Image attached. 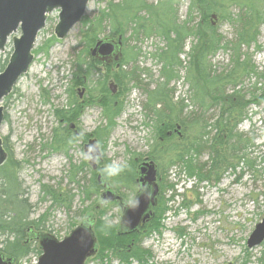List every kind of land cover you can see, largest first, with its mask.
Here are the masks:
<instances>
[{
    "label": "rangeland",
    "instance_id": "obj_1",
    "mask_svg": "<svg viewBox=\"0 0 264 264\" xmlns=\"http://www.w3.org/2000/svg\"><path fill=\"white\" fill-rule=\"evenodd\" d=\"M131 1L135 0H128L127 3L130 5ZM139 1L133 10L142 3V0ZM143 1L147 5H156L161 0ZM115 4H123V0L91 1L83 20L99 19L102 13L109 14ZM190 4L191 0L179 2L176 7L178 22L187 19ZM259 8L261 11L264 10V0H259ZM121 13L120 9L111 13L108 30L100 35V39L110 33L109 36L117 40L121 36L119 34H122L128 39L126 45L129 48L137 47L141 50L142 55L138 65L150 69L154 79H157L161 65L150 55L156 50L165 49L166 41L159 35L129 40L133 29L130 28L131 26H125L126 22ZM233 13H237L236 8L233 9ZM144 14L142 12L139 16ZM58 16L59 11L49 15L32 52L34 61L29 72L18 81L11 95L0 105L5 114L1 127V140L8 148V152L4 149L8 158L0 167L3 168L0 172L11 171L10 163L17 164L15 176L20 183L19 196L27 202L29 221H39L40 225L39 230L34 226L30 234L51 235L61 241L82 221L88 217L96 219L97 214H107L106 223L116 225L115 231H117L121 210L118 204L101 207L103 193L101 188L98 195L88 201L84 200L81 189V186H90L92 179L97 186V175L94 173L93 176L91 167L85 161L83 148L87 141L93 138L90 135L98 127L106 124L98 102L101 96L92 95L96 100L95 105L85 107L80 122L76 124L83 136H90L88 140L81 143L74 142L67 155L53 152L51 149L54 131L58 130L62 133L63 130V125L59 123L55 112L67 108L70 101L78 102L76 88L79 86L74 88L73 97L68 96V90L71 89L74 79L70 61L79 51L83 29L82 20L65 39H58L54 31L59 21ZM198 21L199 17L196 15L195 22ZM208 22L213 24L217 34L224 39V43H229L227 49H221L214 56L209 57L215 74L226 75L236 67V51L233 47L238 37L237 29L216 13L212 14ZM254 35L257 36V41L250 46H242L239 50L241 61L244 60V63H248L251 67L250 72L240 78L241 81L236 88H227L229 96L233 95L234 90H239L244 102L251 101L245 107L248 118L236 127V131L244 134L245 139L248 140L246 146L244 141L237 144L238 156L243 155L245 159L237 164L236 161L234 163L236 168L224 172L217 183L198 182L195 178L190 181L185 174L179 175L177 168H168L167 158L171 154L163 156L161 147L178 145L181 143L180 140L173 136L174 139L166 141V143L170 142L164 143L165 145L155 142L156 137L152 127L144 124L145 119L141 112L144 98L140 91L131 90L117 98L123 111L116 119V127L104 144L98 141L101 152V161L98 164L103 179L114 191L131 198L137 191V187H134L135 183L134 185L128 183L130 187L132 186L133 192H129L128 189L121 190L115 183L117 178L114 172L110 174L109 166L121 170L125 167L131 168L136 174L137 162L146 158L153 161L156 159L155 162L160 168L159 184L166 179L168 184L177 185L175 186L177 194L184 195L168 204L171 210L165 216L161 233L153 234L143 240V249L148 250L151 256L147 264H264V242L253 249L247 247V241L256 225L264 219V22L258 31H254ZM16 36L19 37L20 32ZM196 43V40L189 38L185 44L184 55L180 57L186 70L180 71L182 80L173 84L176 88L177 101L186 98L191 87L183 78L191 68V47ZM12 51L13 44L10 39L5 50L0 52V66L9 61ZM241 63L238 70L243 67ZM4 69L0 68V73ZM95 70L100 76L109 79L114 73L97 64ZM189 74L191 82V72ZM89 87L93 88L92 85ZM118 91L116 90V95ZM193 95L194 91L191 90V104L186 101L191 108H194L195 103ZM237 99L240 100V96ZM227 105L230 104L226 102L224 107ZM214 109L210 115L217 117L220 112ZM191 133L193 132L184 134V138L191 140ZM210 160L208 154H202L199 163H209ZM74 167L82 169L75 179L80 181V188L76 182L70 181V172ZM128 180L129 178L125 182ZM1 183L0 177V187ZM52 192L60 195L59 203H54L52 200V196L49 195ZM171 194L168 193L166 198ZM68 199L72 203L69 211L65 208ZM15 217L17 215L14 213L10 214L11 219H16ZM15 239L16 234L11 228L4 232L0 231V248L5 241ZM27 239L25 235L21 241L27 242ZM27 244L32 250L39 249V242L36 240H31ZM39 257L40 255L32 253L27 258L16 260L15 264H37ZM86 264L125 263L115 258L107 263L100 262L95 256ZM131 264L139 263L133 261Z\"/></svg>",
    "mask_w": 264,
    "mask_h": 264
},
{
    "label": "trees",
    "instance_id": "obj_2",
    "mask_svg": "<svg viewBox=\"0 0 264 264\" xmlns=\"http://www.w3.org/2000/svg\"><path fill=\"white\" fill-rule=\"evenodd\" d=\"M127 1L123 0V4H115L114 9L109 14L102 13L99 19L83 20L79 51L73 55L70 61L74 79L71 89L68 90V96L73 97L74 88L82 86L84 80L87 81V87L93 86V88L89 87L90 95L101 96L99 107L102 108V118L106 124L103 127H98L90 136L104 144L116 127V119L123 111V107L121 103L117 102V98L126 95L131 90L140 91L144 98L141 103V112L145 119L144 124L152 127L157 144L161 145V140L168 141L166 133L175 129L176 125L181 127V143L174 144L171 148V155L167 158L168 168H177L179 175L185 174L189 179L195 178L198 182L214 181L217 183L224 172L230 169L234 170L236 164L245 159L243 155L238 156L237 144L244 141V146H246L248 140L245 139L244 134H239L236 131V127L248 118L245 107L251 101L244 102L239 90H234L233 95L229 96L227 88H236L241 81L240 78L251 70L248 63H244V60L241 61L239 50L242 46H250L251 43L257 41L254 31H258L264 22V10H260L259 0H191L187 19L184 22H178L176 7L181 0H161L156 5H147L142 0L136 10H133V7L140 1H131L130 5ZM234 8L237 9V13H233ZM119 9L125 19V26H131L130 28L133 29L129 40L159 35L166 41V48L156 50L150 55L153 60L161 65L159 76L154 79L150 69L141 68L138 65L142 55L141 50L137 47L129 48L126 45L128 39L119 34L123 42V59L120 68L112 73L111 79L119 90L117 95L112 96L108 88L110 79L96 73V64L91 60L90 50L100 40V35L108 30L107 25L110 23L111 13ZM142 12L145 13L144 16H139ZM213 13L220 15L222 20L231 24L238 32L237 41L233 47V50L236 51V67L226 75H216L209 60V57L214 56L221 49H227L229 45L228 42L224 43V39L217 34L213 24L208 22ZM196 15L199 17L198 22H195ZM109 35L103 39L111 38L112 36ZM189 38L197 41L191 47V68L183 78L191 87L187 99L183 98L177 101L175 100L176 88L173 84L182 80L180 71L186 70L180 57L184 55L185 44ZM7 63L8 61L0 68L3 70ZM240 63L243 67L238 70ZM107 70L110 71V69ZM94 78L96 79L94 80ZM191 90L194 91V108L186 104V101L191 104ZM238 96H240V100L237 99ZM91 97L93 98V96ZM226 102L230 105L224 107ZM211 108L213 110H215L214 108L218 109L220 114L217 117L213 115L207 117V112ZM82 113L83 110L74 100L68 102L67 108L56 111L55 116L61 125L78 124ZM192 128L196 129L193 143L184 138L188 132H191ZM90 136H83L82 142L87 141ZM189 136L188 134L187 137ZM75 141L76 139L71 136L68 128L63 127L62 133H59L58 130L54 131L51 149L53 152L68 154ZM3 147L8 152V148L4 144ZM208 150L210 162L199 163L203 152ZM235 162L236 164H234ZM17 168V164L10 163L9 169L11 171L0 172L2 179L0 187V231L4 232L11 228L16 234L14 241L7 240L2 243L0 251L4 257L20 261L32 253L41 255V252L39 249H30L29 244L21 241L25 235L27 238L34 226L39 230L40 225L39 221H29L28 219L27 202L19 196L20 183L15 176ZM115 169L116 171L113 172L117 178L115 180L116 185L120 189L124 187L128 190L132 189L128 183L134 185L135 171L133 172L131 168L127 167H125L126 171L120 168ZM70 174V181L76 182L79 186L80 181L75 180L78 178V172H74L73 169ZM92 174L95 176L93 172ZM128 178V182H125ZM175 186L176 184H168L166 179L163 180L160 184V194L153 210V217L138 234L118 235V226L117 231H115L116 225L106 223L104 213L95 215L96 219L86 218L85 220H95L93 231L96 239H98L97 260L107 263L115 258L125 264H131L133 261H137L139 264H147L151 256L148 250L143 249L142 242L153 234L161 233L165 216L171 210L168 204L173 202L177 196H184L177 194ZM81 189L85 201L91 200L93 196H97L99 193L94 179L91 180L90 186H81ZM170 192L172 193L171 196L166 198ZM49 195L52 196L54 203L60 202L58 199L60 195L53 192ZM65 208L68 211L72 208L70 199H68ZM85 210L87 211V209ZM11 213L17 215L16 219L10 218ZM6 219L9 220L6 221Z\"/></svg>",
    "mask_w": 264,
    "mask_h": 264
},
{
    "label": "water",
    "instance_id": "obj_3",
    "mask_svg": "<svg viewBox=\"0 0 264 264\" xmlns=\"http://www.w3.org/2000/svg\"><path fill=\"white\" fill-rule=\"evenodd\" d=\"M91 1L106 0H0V52L5 50L11 39L13 51L4 71L0 73V105L11 95L18 81L29 72L34 61L32 54L39 33L45 28L47 19L54 11H59L55 26L56 37L65 39L72 29L81 24ZM20 36L17 37V33ZM92 59L103 63H117L122 58L121 43L114 38L99 40L90 50ZM109 89L115 94L117 87L111 83ZM5 119L4 109L0 106V167L7 160L1 140V127ZM179 127L177 128V131ZM84 158L95 171L101 158L100 147L96 139H90L84 145ZM140 189L131 203L122 204L123 213L118 226V235L127 236L139 231L153 215L157 203L159 187L157 169L154 162H144L138 168ZM98 185L104 188L102 202H113L118 197L98 177ZM94 221L87 219L59 241L51 235H41L39 250L41 255L37 264H86L96 256L98 243L93 231ZM264 242V219L256 225L247 241L248 249L260 246ZM0 264H14L5 260L0 253Z\"/></svg>",
    "mask_w": 264,
    "mask_h": 264
},
{
    "label": "flooded vegetation",
    "instance_id": "obj_4",
    "mask_svg": "<svg viewBox=\"0 0 264 264\" xmlns=\"http://www.w3.org/2000/svg\"><path fill=\"white\" fill-rule=\"evenodd\" d=\"M119 41H120V43H121V53H122V58H121V60L119 61V62H117V63H115V62H113V63H111V64H106V63H103V62H101L100 60H98V59H92L91 58V60L92 61H94L95 62V64H97L98 66H101V67H103L104 69H110L112 72H116L119 68H120V63H121V61H122V59H123V42H122V38L121 37H119L117 40H115V42H117V43H119ZM111 83H113V84H115V82L113 81V79H110L109 81H108V88H109V85L111 84ZM87 81L86 80H84V84L82 85V86H79L78 88H76V93H77V97H78V102H77V105H79L80 107H81V110H84V108L85 107H92V106H94L95 105V102H96V100L94 99V98H92L91 96L92 95H90V93H89V87H87ZM116 85V84H115ZM116 87H117V90H118V86L116 85ZM110 90V89H109ZM111 92V91H110ZM111 95L112 96H115L116 95V92H115V94H112V92H111ZM98 102H100V100L98 99ZM212 111H214L213 110V108H211L210 110H209V112H207V117H211L212 115H210V113L212 112ZM63 127H67L68 128V130H69V132H70V134L72 135V137H74L75 139H76V141H79V143H81L82 142V137H83V134L78 130V128H77V126H76V124L75 123H70V124H63ZM179 127V130L177 131V128ZM195 131H196V129L195 128H192L191 129V132H193V133H191L192 135H191V143H193L194 142V140H195V137H193L194 135H195ZM167 134V138H168V140L170 139V140H173L174 139V137L173 136H176L177 137V139H181L182 138V135H181V127L179 126V125H176L175 126V129H173L172 131H169V132H167L166 133ZM75 141V142H76ZM89 141V140H88ZM87 141V142H88ZM170 142V141H169ZM169 142H167V143H169ZM161 143L163 144V145H165V144H167L166 143V141H164V140H161ZM165 143V144H164ZM74 145V144H73ZM72 145V146H73ZM72 146H71V148H72ZM173 146L172 145H165V146H163V147H161L162 149V153H163V156L164 155H169L170 153H171V148H172ZM70 148V149H71ZM65 154V153H64ZM203 154H208L209 155V150L208 151H206V152H203ZM65 155H67V154H65ZM85 159V158H84ZM87 163H88V165H89V161H87V160H85ZM101 160L100 159H98V161H97V168H96V170L94 171L93 169H92V167H91V170L93 171V173H95L97 176H96V183H97V187H98V189L99 188H101V190L104 192V188L103 187H101V186H99L98 185V177H99V175L102 177V173H101V170H100V167H99V164H98V162H100ZM150 161H152V162H154L155 163V165H156V169H157V184H158V187H159V194H160V182H161V178L159 177V175H160V168H159V166H158V164L155 162V161H153V160H149L148 158H146V159H144L143 161H141V162H137V172H136V179H135V185H134V187L136 186L137 187V191H136V194L134 195V196H132L131 198H126V196L124 195V194H121L120 192H116V191H114L112 188H111V186L106 182V180L105 179H103V177H102V180L104 181V183L107 185V187H108V189L109 190H111L113 193H115V195L118 197V199H116L115 201H113V202H102V195H101V201H100V205H101V207H103V206H107V205H110V204H118V206H119V208H120V210H121V217H122V213H123V208H122V204L124 203V204H128V203H131L132 201H133V199L136 197V195H137V193H138V191H139V189H140V185L137 183V180H138V168H139V166L142 164V163H144V162H150ZM74 169V172H78V175H79V173L82 171V169L80 168V167H74L73 168ZM123 189H126L125 187L124 188H122L121 190H123ZM129 192H133V190L132 189H129L128 190ZM103 194V193H102ZM159 194H158V196H159ZM98 195V194H97ZM158 198V197H157ZM127 199H129V200H127ZM156 207V206H155ZM121 217H120V219H119V223H120V220H121ZM152 217H153V215H152ZM105 218H108L107 217V214H105ZM152 219V218H151ZM150 219V220H151ZM149 220V221H150ZM148 221V222H149ZM147 222V223H148ZM119 223H118V226H119ZM146 223V224H147ZM145 224V225H146ZM145 225L144 226H141V228L139 229V231L138 232H136V233H134V234H138V233H140V231H141V229L142 228H144L145 227ZM131 235H133V234H131ZM130 236V235H129ZM40 237H41V235H38V234H34V235H31L30 233L28 234V236H27V242H29V241H31V240H36V241H38L39 242V240H40ZM27 242H25V243H27ZM0 253H1V251H0ZM2 254V253H1ZM3 255V254H2ZM4 256V255H3ZM4 259L5 260H8V259H11V258H6V257H4ZM11 260H13V259H11ZM13 262H14V264H15V260H13Z\"/></svg>",
    "mask_w": 264,
    "mask_h": 264
},
{
    "label": "clouds",
    "instance_id": "obj_5",
    "mask_svg": "<svg viewBox=\"0 0 264 264\" xmlns=\"http://www.w3.org/2000/svg\"><path fill=\"white\" fill-rule=\"evenodd\" d=\"M113 171H116V169H113L111 166H109V172H110V174H111Z\"/></svg>",
    "mask_w": 264,
    "mask_h": 264
}]
</instances>
